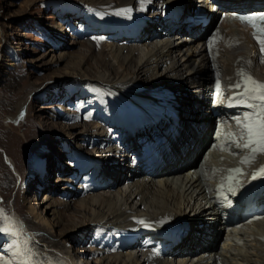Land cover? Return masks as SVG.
Wrapping results in <instances>:
<instances>
[{
	"label": "bare ground",
	"instance_id": "1",
	"mask_svg": "<svg viewBox=\"0 0 264 264\" xmlns=\"http://www.w3.org/2000/svg\"><path fill=\"white\" fill-rule=\"evenodd\" d=\"M68 1L92 6L101 14L106 12L105 15L120 22L128 36L132 35L125 37L120 31L115 35L117 30L111 24L113 31L107 30L106 34L110 40L136 43L127 47L103 44L109 48V54L101 49L96 58L99 69L96 76L84 78L112 92L116 106L100 104L98 115L101 112L107 115L108 108H113L116 116L113 124L123 136L116 140L100 129L92 135L93 148L101 146L103 151L96 149L98 154L88 153L87 158L102 180L96 186L108 190L89 198H78L82 192H65L67 198L75 200L77 220L66 214L71 203L67 199L55 201L48 195L50 189L41 191L43 197L39 202L46 204V213L54 219L48 220L30 202L27 212L32 217L30 224L13 213L18 230L25 236L14 232L25 245L26 260L29 264H78L81 251H73L70 241L82 230L100 226L121 244L115 245L113 254L108 247L97 249L99 257L94 264H264V218L251 224H227L222 209L214 203L221 189L238 191L264 180V175H260V169L264 168V150L255 142L248 148L243 147L248 140L247 130L241 124L234 125V121L242 122V117L229 121L224 134H214L209 101L213 88L223 97L243 96L252 87L246 83L249 78L264 83V51L261 50L264 35L251 33L227 8L215 11L209 0ZM219 2L228 6L243 2L264 4V0ZM166 8L178 10V17H169ZM194 10L208 20L206 25L187 22ZM62 16L73 20L69 25L76 26L84 18H72L71 11L62 12ZM88 24L90 28L97 27L92 21ZM106 57H110V64L104 61ZM112 66L116 71H111ZM237 84L239 88L235 87ZM27 102L23 100L17 107L18 113L12 120L17 126L22 125L21 119H27ZM252 105H257V101L252 99ZM251 114L243 123L254 119ZM220 118L224 120V116ZM135 119L142 124L136 129ZM240 126L243 133L237 131ZM89 131L86 127L84 132L75 134L76 139ZM71 136L74 138V134L67 137ZM144 138L154 147L156 138L160 141L157 154L141 155V161H134L132 156L138 157ZM11 142L21 160V143L15 137ZM132 142L134 146L130 149ZM37 145L32 143L30 147L42 152ZM8 154L6 165L22 179L19 160ZM74 157L78 159L76 153ZM2 172L9 177L4 167ZM258 194L264 204V190ZM6 197L0 203V210ZM33 230L47 234H35ZM148 242L152 245L142 251Z\"/></svg>",
	"mask_w": 264,
	"mask_h": 264
},
{
	"label": "rangeland",
	"instance_id": "2",
	"mask_svg": "<svg viewBox=\"0 0 264 264\" xmlns=\"http://www.w3.org/2000/svg\"><path fill=\"white\" fill-rule=\"evenodd\" d=\"M70 11L72 18L84 16L79 19L78 24L75 22L77 26L69 25L73 20L62 16V12L68 14ZM101 13L92 6L68 0H0V203L4 196H7L3 203L4 208L0 210V229H3L0 231V264H29L26 260L25 245L14 235V232L18 231L21 237H25L18 230L13 213L18 214L28 224L32 221V217L27 213L30 202L32 206H37L39 213L48 220L54 219L46 213V204L39 202L43 197L41 191L44 189H50L51 193L48 195L55 201L68 200L71 203L66 212L68 216L71 214L70 219H76L75 200L67 198L65 192H82L78 198L107 193L108 188L96 186L102 180L87 157L88 153L97 155L103 151L100 146L96 148L99 150L97 152L91 143L92 135L99 129L112 137L109 133L110 126L105 125L106 122L113 124L115 114L111 115L114 110L111 107L116 105L112 101V92L84 78L96 76L99 70L96 58L101 49H105V54H109V48L103 44L117 43L127 47L136 43L110 40L106 29L113 31L111 24L117 30L115 35L122 32L121 34L127 37L128 32L116 18L105 15L106 12ZM193 14L194 12L190 15ZM88 21L90 24L92 21L97 27L90 28ZM85 24H88L91 31L89 37H82L80 26ZM135 54L138 55V51ZM104 61L111 63L110 57L104 58ZM109 68L116 71L115 66ZM68 72L74 73L75 76ZM34 90L36 91L31 94L30 91ZM23 100L28 101L27 119H21L19 123L22 125L17 126L12 120ZM100 104L111 106L107 115L101 112L93 120L92 115L85 113L89 106L91 113L95 114L97 110L100 111ZM65 125L77 128L71 130ZM86 127L90 130L88 134H81L79 138L82 140L76 139L75 134L84 132ZM69 134H74V138H68ZM12 137L21 143L19 149L22 152L17 147L19 154L23 155L21 160L19 155L16 156L17 150L12 148ZM32 143L38 144L42 152L37 149L33 151L30 147ZM133 146V142L129 144L130 149ZM5 152L14 160H19L22 179L6 165ZM75 153L83 162V166L86 163L85 158L92 168L87 172H80L82 167L78 169L79 178L77 168L81 162L74 159ZM3 167L9 177L3 174ZM92 171L95 179L91 189L94 191L82 190V181L89 184ZM59 179L69 181L57 182ZM59 210L63 211V207ZM33 231L32 233L39 235L47 234L45 231ZM111 242L113 244L109 246ZM120 244V241L109 236L106 229L100 226L82 230L70 241L73 251H81L78 254V264H94L99 257L97 249L108 247L109 253L113 254L116 252L115 245ZM27 254L29 255V252Z\"/></svg>",
	"mask_w": 264,
	"mask_h": 264
},
{
	"label": "snow or ice",
	"instance_id": "3",
	"mask_svg": "<svg viewBox=\"0 0 264 264\" xmlns=\"http://www.w3.org/2000/svg\"><path fill=\"white\" fill-rule=\"evenodd\" d=\"M239 18L241 20L248 19V17H239ZM262 44H264V42H262ZM261 50L264 51V48H262ZM246 83H250L252 85V87L249 89V92L253 93V95H251L250 98L254 100H258L261 103L257 105H248L249 107H254L258 109L257 112L251 114L252 117H254V119H252L248 123H242L238 121V123L241 124L242 128L247 130L248 140L246 143L243 144V147L248 148L252 143L255 142L261 145V150H264V83H257L256 81L251 80L250 78L248 81H246ZM235 87L239 88L240 85L237 84L235 85ZM245 119L247 120L248 118L246 117ZM253 137H258L259 139L253 141L252 139ZM255 151L256 149H253V152ZM236 171L239 172L240 170L237 169ZM260 175H264V168L260 169ZM139 222L144 223V221H139ZM0 231H3V229H0Z\"/></svg>",
	"mask_w": 264,
	"mask_h": 264
}]
</instances>
